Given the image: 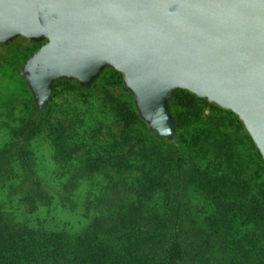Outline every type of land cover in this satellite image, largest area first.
<instances>
[{"label": "water", "instance_id": "95a60500", "mask_svg": "<svg viewBox=\"0 0 264 264\" xmlns=\"http://www.w3.org/2000/svg\"><path fill=\"white\" fill-rule=\"evenodd\" d=\"M44 44L23 74L37 109L58 79L123 75L140 117L175 140L178 90L233 112L264 161V0H0V43Z\"/></svg>", "mask_w": 264, "mask_h": 264}, {"label": "rangeland", "instance_id": "374dc122", "mask_svg": "<svg viewBox=\"0 0 264 264\" xmlns=\"http://www.w3.org/2000/svg\"><path fill=\"white\" fill-rule=\"evenodd\" d=\"M43 44L42 41L33 42L25 37H17L7 44L0 43V209L13 213L11 221L16 226L12 224V227L26 225L29 229H38L39 233L51 231L59 234L65 232L71 234L81 228L77 224L80 217H82L83 222L95 216L92 210L84 211L81 201L86 192L96 189L97 182H105L109 178L124 177L129 180L133 178L139 185L137 178L140 175L137 168L134 170V167H129L125 163L119 162L115 165L114 161L103 160L106 157L103 154L107 151L104 152L101 149L106 145L109 127L102 126L90 138L83 137V133L78 136V130L74 127V123L81 124L78 109L87 107V104L91 101H95L94 105H96L97 110L103 109L106 104L109 108L113 103L111 99L116 98L121 103L125 102L127 106L129 105V108L138 115L139 112L134 95L124 84L122 73L111 67H105L89 87H82L74 80H56L48 102L41 110H38L33 92L23 74V67L31 55ZM55 84L57 93L53 95ZM86 92H89L90 96H88L86 103H82L86 99ZM186 92L185 90H178L168 102L172 115L176 111H188V114L181 121L182 127H176V139L166 140L173 147V155L163 151L155 155L154 162L152 159L148 160V162L155 163L153 172H158V181L161 184L166 182L168 185V182L163 180L166 174L164 176H161V174L170 162L176 166L177 157L182 156L184 153L189 159L192 158L191 162L195 161L197 164L202 159L204 152L199 146L201 140L199 137L204 136L201 131H204L205 128L207 131L214 129L221 134L226 133V136L228 134L229 138L234 141L231 143L237 147H235V152H232L231 162L228 161V165L230 166L231 163L232 166L235 165L236 176L233 175L232 179L238 186V190L247 196V189L253 180L260 182V184L264 183V169L255 167L253 160L258 156L261 162L264 163V161L251 136L233 112L196 97L189 92L187 93L193 95V98L191 102H188L189 99H185L187 97ZM106 93H109L112 97H109ZM179 99L183 102H179ZM48 109H50L49 112ZM212 111L220 114L212 115ZM45 112L48 113L46 118L41 116ZM140 120L142 126L138 127L139 130L141 132L149 130V125L141 117ZM60 123H63L67 128L65 130L66 134L74 137V142L69 145L67 143L64 147L63 153L69 155L71 161L63 169V173L65 171L68 176L63 175L62 177L56 174L59 167H56L54 159L59 147V145H55V140H57L56 136L60 131ZM123 128L122 123H117L113 126L112 131H115L117 133L116 137H119V131ZM179 132L182 133V137H178ZM209 137L211 141L212 137L210 135ZM220 138L211 141L212 145L220 147L222 144V142L218 143L221 140ZM95 149L99 150L100 153L93 152ZM127 149L128 146L124 145L119 151L123 153ZM133 150H130L127 158L136 156V149ZM87 155H90V159L82 163V160L88 157ZM87 162H92L90 163L93 164L92 168H90V165H86ZM89 168L94 170L91 175H89ZM80 169L84 172L82 177L72 185H67L70 175ZM169 172L172 175L171 177L174 176V179L169 183V194L171 195L169 202L173 203L174 210L172 208V212L169 214L162 213L161 217L164 219L168 215L169 218L174 219L175 225L182 227L175 228L174 234L178 240L190 247L189 253H191L190 258L193 264H200L199 259L196 257L200 253L194 251V243L191 244L194 234L190 232L188 225L185 227L180 222L182 220L194 222V219H197L200 223H206L207 219L205 218H208L210 211L202 214L201 217L198 207L201 204L207 205L213 195L206 197L205 186L200 184L202 191L196 183L191 182L192 178L185 177V182L178 178L177 171ZM138 185L135 184L137 190ZM167 185L165 184V186ZM22 186L43 189L41 202L37 203L32 210H30L28 199L24 198L23 195H19L20 193L13 194L12 198L9 199V193L19 192ZM136 189L132 190V193H135ZM246 196H244V200L254 204L256 215L259 213L264 219V204L260 203L264 198V194L260 195V199L259 196L256 198L249 194ZM151 199L158 205L164 203V201H159L156 198ZM164 200L168 202L167 196ZM148 216L151 217L153 214L149 213ZM93 230L92 227L90 231L94 233L97 241L111 251H119L127 243L124 236L125 230L108 231L103 228ZM80 232L81 230L77 231V234L68 236L71 244V252L68 257L71 256V253L74 254V250H82L84 254L89 248L87 244L79 243L81 239L76 240ZM228 234L229 232H226L223 236L226 235L228 238ZM235 240V242L231 241V247L237 253L239 240ZM227 241L230 240L227 239ZM242 244H247L248 248L251 246L250 250H247L251 251V254L260 252V248H262L263 255L258 254V259H264V230L262 226L255 227L253 233L251 232L247 238L242 240ZM239 257L237 253L233 263L227 262V264H234L235 261V264H241L242 261ZM80 259L78 257L72 263L78 264L81 261ZM192 262L187 261V258L180 261L181 264H192ZM250 263L258 264V261L253 260ZM39 264H56V262L46 263V261H40Z\"/></svg>", "mask_w": 264, "mask_h": 264}, {"label": "trees", "instance_id": "16d2710c", "mask_svg": "<svg viewBox=\"0 0 264 264\" xmlns=\"http://www.w3.org/2000/svg\"><path fill=\"white\" fill-rule=\"evenodd\" d=\"M56 84L53 95L57 93L55 91ZM89 94L86 92V99L82 103H86ZM106 94L112 97L109 93ZM185 95L187 96L185 99H189L187 101L191 102L193 95L189 93ZM111 101L113 103L109 108L106 104L101 110L96 109L95 101L89 102L87 107H80L78 111L81 124L74 123V127L78 130V136L83 133L85 138L92 137L102 126L109 127L106 145L101 149L104 152L107 151L103 154L106 156L103 160L114 161L115 165L122 162L129 167H134V170L137 168L140 174L137 178L139 185L133 178L130 180L124 177L109 178L105 182H97L96 189L85 193L81 205H83L84 211L92 210L95 216L83 221L86 224L82 222V217L78 219L77 224L81 228L77 231L81 230V232L76 240L81 239L79 243L87 244L89 248L84 254L82 250H74V254L71 253L70 257L68 254L71 252V244L68 236L77 234V231H73L74 233L71 234L67 232L59 234L51 231L39 233L38 229H29L26 225L15 228L12 227V224L15 225V223L11 221L13 213L0 209V264H39L40 261L76 264L72 262L78 257L81 258L78 264H181L180 261L184 258L192 262L191 253H189L190 247L178 240L174 234L175 228L182 227L175 225L174 219L169 218L168 215L164 219L161 217L162 213L169 214L173 208V203L169 202L171 197L169 183L174 179V176L171 177L169 171H177L178 178L183 181L188 176L192 178L191 182L196 183L200 188V184L205 186L206 197L213 195L207 205L201 204L198 207L201 217L202 214L210 211L208 218H205L207 219L206 223H200L197 219H194V222L191 220L180 222L185 227L188 225V229L194 234L191 244L194 243L193 250L200 253L199 257L196 255L200 264L233 263L237 253L242 261L241 264H251L250 261L253 260H257L258 264H264L263 258L258 259V254L263 255L262 248H260V252L251 254V251H247L251 246L248 248L247 244H242V240L247 238L251 232L253 233L255 227L262 226L264 230V219L259 213L256 215L255 205L244 200L246 195L238 190V186L232 179L233 175L236 176V168H234L235 165L232 166V163L229 166L228 161L231 162L230 157L237 147L231 143L234 141L229 138L228 134L226 136V133L221 134L214 129L207 131L205 128L204 131H201L204 136L199 137L201 139L199 146L204 151H202V159L196 164L195 161L191 162L192 158L189 159L185 153L177 157L176 166L170 162L161 174V176L166 174L163 180L167 181L168 185L166 182L161 184L158 181V172H153L155 163L152 161L154 162L155 155L159 152L167 151L173 155V147L167 143L166 139L155 136L150 130L141 132L138 128L142 126L139 115L125 102L121 103L116 98H112ZM178 101L183 102L181 99ZM47 111L49 112L50 109ZM211 113L212 115L220 114L214 111ZM187 114L188 111L173 113L177 128L182 127L181 121ZM47 115L48 113L45 112L41 116L46 118ZM117 123H122L124 126L119 131V137H116L117 133L112 131L113 126ZM66 129L65 125L60 123V131L56 136L57 140H55V145H59L54 155L56 167H59L57 170L60 171L56 172L59 177L68 176L65 171L63 173V169L70 164L71 159L63 151L67 143L69 145L74 142V137L68 136L65 132ZM209 135L212 137L211 141L221 137L218 142L219 144L222 142L221 146L212 145ZM178 137H182V133L179 132ZM143 141H145L144 144ZM205 144L207 145L204 146ZM124 145H127L128 149L122 153L119 150ZM133 149H136V156L127 158L130 150L134 151ZM93 152L100 153L97 149ZM120 153L124 155L122 156ZM90 155H87L88 157L84 158L82 163L90 159ZM149 159L152 161L148 162ZM253 162L255 167L264 169V163L258 156L254 158ZM90 163L92 162H87L86 165H90L92 168L93 164ZM81 170L70 175L67 185H72L82 177L84 172ZM92 171L94 170H89V175L92 174ZM135 184L138 185V190ZM20 188L19 192L9 193V199L13 194L20 193L19 195L28 199L30 210L34 209L37 203L42 200L43 189L26 186ZM135 189L136 192L132 193V190ZM248 194L255 198L259 196L260 199V195L264 194V183L260 184L253 180L247 189V196ZM166 196L168 202L164 200ZM151 198L164 201V203L158 205ZM261 201L260 203L264 204V198ZM260 203L257 202V204ZM149 213H152L153 216L149 217ZM92 227L94 230L98 228L108 231L125 230L124 236L127 243L123 249L111 251L97 241L94 233L90 231ZM226 232H229L228 238L226 235L223 236ZM232 235H234L233 238ZM235 239L239 240L237 253L231 247V241L235 242Z\"/></svg>", "mask_w": 264, "mask_h": 264}]
</instances>
